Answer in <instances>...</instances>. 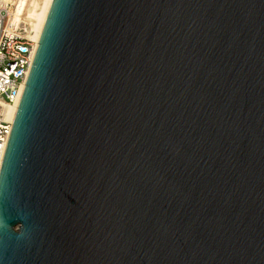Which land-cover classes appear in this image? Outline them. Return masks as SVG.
Here are the masks:
<instances>
[{
	"label": "water",
	"instance_id": "95a60500",
	"mask_svg": "<svg viewBox=\"0 0 264 264\" xmlns=\"http://www.w3.org/2000/svg\"><path fill=\"white\" fill-rule=\"evenodd\" d=\"M0 264H264V0H53Z\"/></svg>",
	"mask_w": 264,
	"mask_h": 264
},
{
	"label": "built area",
	"instance_id": "2783aa9c",
	"mask_svg": "<svg viewBox=\"0 0 264 264\" xmlns=\"http://www.w3.org/2000/svg\"><path fill=\"white\" fill-rule=\"evenodd\" d=\"M38 45V44H37ZM37 46L22 34H10L0 22V102L13 104L21 96ZM12 123L0 114V169Z\"/></svg>",
	"mask_w": 264,
	"mask_h": 264
},
{
	"label": "bare ground",
	"instance_id": "6f19581e",
	"mask_svg": "<svg viewBox=\"0 0 264 264\" xmlns=\"http://www.w3.org/2000/svg\"><path fill=\"white\" fill-rule=\"evenodd\" d=\"M53 0H0V22L10 34H22L37 46ZM9 20L5 24V15ZM21 96L13 104L0 102V114L13 123Z\"/></svg>",
	"mask_w": 264,
	"mask_h": 264
},
{
	"label": "rangeland",
	"instance_id": "374dc122",
	"mask_svg": "<svg viewBox=\"0 0 264 264\" xmlns=\"http://www.w3.org/2000/svg\"><path fill=\"white\" fill-rule=\"evenodd\" d=\"M3 14H4V12H3ZM4 15H5V24H7L10 16L9 15H6V14H4Z\"/></svg>",
	"mask_w": 264,
	"mask_h": 264
}]
</instances>
